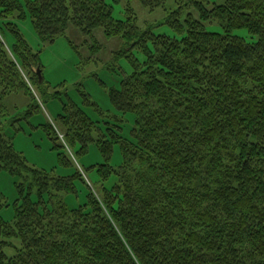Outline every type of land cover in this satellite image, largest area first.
I'll return each instance as SVG.
<instances>
[{
	"label": "trees",
	"instance_id": "16d2710c",
	"mask_svg": "<svg viewBox=\"0 0 264 264\" xmlns=\"http://www.w3.org/2000/svg\"><path fill=\"white\" fill-rule=\"evenodd\" d=\"M113 1L123 4V19L106 0H0V119L6 97L28 99L24 114L5 118L9 127L30 124L39 98L63 96L49 91L40 50L21 32L27 17L40 43L64 37L77 54L70 28L118 38L112 60L126 59L131 72L109 101L133 116L124 136L125 120L101 128L65 95L53 124L31 126L58 150L61 167L73 168L66 147L81 158L94 143L103 159L66 175L29 167L0 123V171L21 179L13 219L0 217V264H264V0H174L156 24L173 35L140 26L132 5L153 12L166 0ZM240 29L248 38L234 33ZM80 187L84 202L69 207L64 197Z\"/></svg>",
	"mask_w": 264,
	"mask_h": 264
},
{
	"label": "rangeland",
	"instance_id": "374dc122",
	"mask_svg": "<svg viewBox=\"0 0 264 264\" xmlns=\"http://www.w3.org/2000/svg\"><path fill=\"white\" fill-rule=\"evenodd\" d=\"M113 7V16L116 19H123V4H116L113 0H106ZM223 0H209L210 3H221ZM138 14V23L140 26H151L155 33H166L173 35L171 29L166 25H156L157 22L166 14L167 11L175 7L174 0H166L164 7L153 12L144 9L138 2L132 3ZM188 11V10H186ZM185 11V12H186ZM197 16L196 12L192 10ZM21 32L31 47L36 51L40 50V60L43 65V78L50 84V92L59 91L63 96L61 100L41 99L39 98V112L29 121H19L14 124L15 128L9 127L5 118L14 117L18 114H24L28 105V99L22 93L11 94L6 97L4 103L7 106L8 115L0 119L3 122V132L7 137H12V143L17 152L26 160L29 167L40 170H54L59 175L70 174L74 169L82 171L83 166L90 163H101L102 157L99 154L94 143L89 146V152L86 157L75 158L71 149L65 148V154L72 159L73 168L61 167L58 164V150L53 149L52 142L47 139L40 128L35 129L31 125L40 123H54L57 113L61 111L62 103L66 102L65 95H68L74 102L80 104L86 114L98 126H105L104 121L110 123L116 122L115 118L125 120L123 135L127 136L132 127V115H124L116 112L109 101V91L111 88H118L120 79L125 73H130L131 68L126 59L112 60L113 53L120 49V40L118 38L107 37L103 30L94 31L93 38L83 36L76 28H70L66 36L73 45L78 46L77 54L68 44L64 37L57 38L52 43L42 44L39 42L30 19L27 17L18 22ZM211 31H222L217 24L207 25ZM235 34L248 38L247 31L244 29L236 30ZM4 41L9 44L12 39L9 35H4ZM100 46L99 49H93L94 44ZM138 59L143 61V56L138 55ZM80 91L89 95L90 105H83ZM94 102V103H93ZM94 104V105H93ZM8 125V126H7ZM16 128H20L14 133ZM96 137V133L93 134ZM121 162V155L117 146L114 148V154L111 164L117 166ZM90 187L99 190L101 182L98 181L95 173L87 174ZM116 178H111L104 183V186L110 188ZM21 182L20 178L12 177L7 172L0 171V203L7 204L0 210V217L6 221L13 219L12 204L18 197L16 185ZM68 206H77L85 200V191L80 187L77 197L71 195L64 197ZM10 254L11 250L6 249Z\"/></svg>",
	"mask_w": 264,
	"mask_h": 264
},
{
	"label": "water",
	"instance_id": "95a60500",
	"mask_svg": "<svg viewBox=\"0 0 264 264\" xmlns=\"http://www.w3.org/2000/svg\"><path fill=\"white\" fill-rule=\"evenodd\" d=\"M34 71L36 72V74H37V76L39 78V82H42V75H41L40 69L36 68Z\"/></svg>",
	"mask_w": 264,
	"mask_h": 264
}]
</instances>
